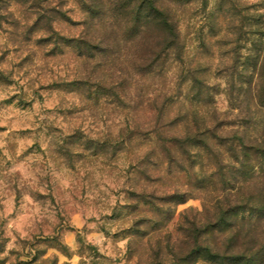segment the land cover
<instances>
[{
    "label": "rangeland",
    "instance_id": "obj_1",
    "mask_svg": "<svg viewBox=\"0 0 264 264\" xmlns=\"http://www.w3.org/2000/svg\"><path fill=\"white\" fill-rule=\"evenodd\" d=\"M154 2L176 41L142 0H0V264L170 261L230 170L181 141L263 130L227 82L264 0Z\"/></svg>",
    "mask_w": 264,
    "mask_h": 264
},
{
    "label": "trees",
    "instance_id": "obj_2",
    "mask_svg": "<svg viewBox=\"0 0 264 264\" xmlns=\"http://www.w3.org/2000/svg\"><path fill=\"white\" fill-rule=\"evenodd\" d=\"M142 4L149 9L136 16L146 22L157 20L167 36L176 41L179 35L173 29L170 17L159 12L154 0H142ZM259 17L263 18L264 15ZM259 23L252 46L246 48L245 55L238 54V59L228 68L231 79L227 82V94L231 100L238 102H232L233 107L242 114L246 108L253 127L263 130L250 138L246 137L245 132L240 135V130H235L232 132L235 136L223 138L217 132L226 133L224 127L228 123H211L200 133L201 142L181 141L186 146L209 148L210 155L216 153L209 145L210 140L214 141V147L225 148L230 160L227 166L229 176L222 170L226 168L225 164L217 167L219 172L216 173L221 175L224 186L219 190L213 186L211 191H220L221 197L216 196L215 200L209 202L207 218L186 219L178 229L179 236L172 246L171 239L167 240L166 256H171V260L164 263L157 259L154 264H197L200 261L205 264H264V181L260 180L262 177L259 175L264 172V21ZM142 30L147 31L146 25H142L139 32ZM233 75L241 76L234 79ZM236 88H239L237 91L241 100L234 96ZM252 106L254 113L250 109Z\"/></svg>",
    "mask_w": 264,
    "mask_h": 264
}]
</instances>
